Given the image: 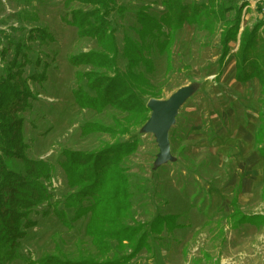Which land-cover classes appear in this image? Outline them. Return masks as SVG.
Wrapping results in <instances>:
<instances>
[{
  "label": "rangeland",
  "instance_id": "obj_1",
  "mask_svg": "<svg viewBox=\"0 0 264 264\" xmlns=\"http://www.w3.org/2000/svg\"><path fill=\"white\" fill-rule=\"evenodd\" d=\"M113 1L109 20L120 50L124 35L136 39L138 10L147 9L156 18L165 12L160 0ZM230 1L236 6L246 4L241 5L239 33L264 24L258 0ZM231 5L228 15L233 12ZM78 9L85 7L76 2L66 5L65 0H0V54L7 60L12 57L11 44L21 43L30 29H41L52 39L29 45L30 59L38 58L41 63L37 69L28 66L21 72L35 94L30 111L22 115L27 157L46 161L57 173L49 184L52 199L48 204L58 202L62 209L64 197L74 190L59 168L63 151L93 152L112 143L136 140V151L122 162L131 193L124 224H143L148 247L129 264H264V222L258 223L264 219V158L258 154L255 139L264 98L261 105L257 80L240 84L234 79L239 35L236 42L229 43L230 52L219 65L220 24L211 29L185 24L170 43L169 66L166 54L153 49L146 57L151 63L149 73L142 67L133 68L150 84L145 88L146 101L166 100L179 88L193 87L168 132L172 160L156 166L158 148L154 136L142 132L144 124L128 120L112 107L96 113L80 109L73 101L75 73L92 67L72 66L69 59L100 49L93 39L78 36L75 28L62 22L64 15ZM125 64L124 59L116 63L120 71L125 70ZM3 67L0 62V76ZM149 91L156 96L150 97ZM92 123L105 130L83 133L81 127ZM119 126L126 127L128 133L120 135ZM48 204L38 212L48 210L49 215H31L37 225L27 231L21 243L24 257L6 264H28V260L35 262L45 256L98 258L99 249L88 233L89 217L72 219L71 211L66 210L69 225H64ZM235 208L241 215L260 219L237 225L240 215L230 218ZM156 216H176L172 218L176 226L167 224L160 234L153 233L150 225ZM111 244L108 258L130 252Z\"/></svg>",
  "mask_w": 264,
  "mask_h": 264
},
{
  "label": "trees",
  "instance_id": "obj_2",
  "mask_svg": "<svg viewBox=\"0 0 264 264\" xmlns=\"http://www.w3.org/2000/svg\"><path fill=\"white\" fill-rule=\"evenodd\" d=\"M75 2L85 9L71 11L62 17V22L75 28L78 36L93 39L100 48L97 52L78 54L69 59L72 66L92 67L89 71L75 73L76 87L71 94L80 109L101 113L105 108L112 107L126 114L128 120L135 119L139 125L144 124L149 118L145 88L150 84L133 68L142 67L149 73L151 63L146 57L153 49L166 54L169 66V46L178 30L185 24L211 29L218 23L221 26L219 65L223 64L230 52L229 43L236 42L239 35L234 53V79L240 84L257 80L261 96L259 103L263 104L264 24L258 23L250 30L244 28L239 33L241 9L246 4L231 5L230 0H205L190 4L184 0H160L165 12L156 18L147 9L138 10L135 15L138 25L134 30L136 39L124 35L120 50L115 39L116 30L109 20L114 1L65 0L66 5ZM229 5L233 11L230 15L227 14ZM46 40L52 39L45 31L30 29L21 43L11 44L10 60L0 54V62L4 64L0 76V264L24 257L20 253L21 243L27 231L37 225L31 215H49L48 210L38 211L52 199L49 184L57 173L46 161L27 157L22 115L30 111V101L35 99V94L21 76L28 66L37 69L41 63L38 58L30 59L32 48L29 45L34 41L46 43ZM119 59L126 62L124 71L117 68ZM149 94L150 97L156 96L150 91ZM259 117L261 124L255 139L258 154L264 158V113L260 112ZM116 128L121 131L120 135L129 131L124 126ZM81 130L83 133L89 130L101 132L105 127L92 123L83 125ZM136 149L137 142L133 140L112 143L93 152H62L63 161L59 168L68 186L74 190L64 197L62 209L58 208V202H54L48 204L49 210L64 225H69L66 210L71 211L72 219L89 217L91 224L88 233L100 256L82 260L45 256L35 262L28 260V264H129L140 250L148 247V235L143 224H124L131 208V193L122 162ZM232 204H236V199L232 200ZM237 215H240L237 225L260 219L258 216L241 215L238 208L234 209L230 218ZM172 218L176 216H156L150 229L160 234L163 226L173 224ZM261 222L264 219L258 220V223ZM92 224H97L99 228L92 227ZM105 225L107 228L101 229ZM139 232L141 234L138 236ZM111 243L119 250L128 249L129 254L108 258Z\"/></svg>",
  "mask_w": 264,
  "mask_h": 264
},
{
  "label": "water",
  "instance_id": "obj_3",
  "mask_svg": "<svg viewBox=\"0 0 264 264\" xmlns=\"http://www.w3.org/2000/svg\"><path fill=\"white\" fill-rule=\"evenodd\" d=\"M193 94V87L179 88L166 100L150 99L147 108L150 111L148 120L142 127V132L155 138L158 148L155 165L159 166L172 160L168 141V132L175 122L179 109Z\"/></svg>",
  "mask_w": 264,
  "mask_h": 264
},
{
  "label": "built area",
  "instance_id": "obj_4",
  "mask_svg": "<svg viewBox=\"0 0 264 264\" xmlns=\"http://www.w3.org/2000/svg\"><path fill=\"white\" fill-rule=\"evenodd\" d=\"M258 6L262 16L264 17V0H258Z\"/></svg>",
  "mask_w": 264,
  "mask_h": 264
}]
</instances>
